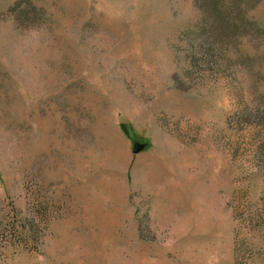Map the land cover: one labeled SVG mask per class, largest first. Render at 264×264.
I'll use <instances>...</instances> for the list:
<instances>
[{
	"label": "rangeland",
	"instance_id": "374dc122",
	"mask_svg": "<svg viewBox=\"0 0 264 264\" xmlns=\"http://www.w3.org/2000/svg\"><path fill=\"white\" fill-rule=\"evenodd\" d=\"M0 264H264V0H0Z\"/></svg>",
	"mask_w": 264,
	"mask_h": 264
}]
</instances>
